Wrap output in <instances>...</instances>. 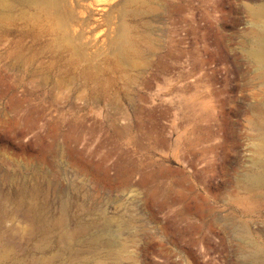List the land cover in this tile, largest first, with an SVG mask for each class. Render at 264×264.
<instances>
[{
    "label": "rangeland",
    "instance_id": "1",
    "mask_svg": "<svg viewBox=\"0 0 264 264\" xmlns=\"http://www.w3.org/2000/svg\"><path fill=\"white\" fill-rule=\"evenodd\" d=\"M52 1L0 0V264H264V0Z\"/></svg>",
    "mask_w": 264,
    "mask_h": 264
},
{
    "label": "bare ground",
    "instance_id": "2",
    "mask_svg": "<svg viewBox=\"0 0 264 264\" xmlns=\"http://www.w3.org/2000/svg\"><path fill=\"white\" fill-rule=\"evenodd\" d=\"M61 1H64L65 4L68 5L67 7L69 9H68V11H66V9L64 10L65 16H67L66 20L64 18L65 16L64 17L63 16L56 17V19L58 21V25L60 28H64L67 24H68V27L69 26L70 27L71 26H81V27L90 26V22H91L90 11L92 10L91 8L98 6L100 4L105 5V7L101 8V10H104L105 12L110 13L113 11L114 7L117 4L122 3L123 7L125 8V12H126V8L130 2L129 0H61ZM49 6H52L54 8V6H55L54 0L52 1V3ZM261 9H262V11H264V5ZM127 16H128V14L126 12L125 17H127ZM124 20H126V19H124ZM64 29H66V28H64ZM67 38L70 39L69 37H67ZM258 38L260 41V45L262 47L261 55L264 56V26L259 30ZM137 43H138L137 40H134L132 38L131 32L129 31V28L127 27V25L124 24L123 29H122V31H121L118 39H117V43H116L117 44V53L123 57L133 55L138 50L137 49L138 48ZM262 75L264 76V72L262 73Z\"/></svg>",
    "mask_w": 264,
    "mask_h": 264
}]
</instances>
